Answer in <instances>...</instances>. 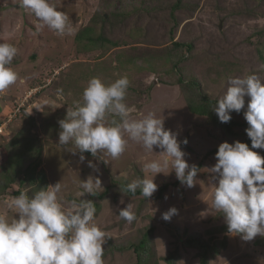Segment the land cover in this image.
<instances>
[{"label": "rangeland", "instance_id": "1", "mask_svg": "<svg viewBox=\"0 0 264 264\" xmlns=\"http://www.w3.org/2000/svg\"><path fill=\"white\" fill-rule=\"evenodd\" d=\"M175 2L53 0L74 30V35L60 37L47 27L38 31L35 16L20 0H0V43L18 49L10 67L19 74L17 83L0 93V215L13 218L6 201L16 197V191L29 196L37 192L22 182L26 168L36 163L35 175L42 172L47 186L61 182L66 200L87 199L98 206L95 222L106 233L104 264H136L133 246L149 228L148 264H165L161 259L173 251L178 264H199L200 251L185 244L190 238L219 249L208 264H264V237L245 241L242 234L229 233L223 215L211 207L215 185L208 169L217 161L216 153H207L223 142L240 140L243 127H234L236 135L230 136L222 125L192 114L187 107L190 92L177 83L179 77L184 85L195 81L203 95L217 101L226 91L227 77L255 73L264 80V0H181L174 27L169 15ZM88 27L94 39L106 41L77 40ZM174 42L191 48L174 50ZM122 76L130 80L126 103L136 109L134 115L154 112L165 129L178 134L188 164H200L193 187L181 183L169 168L154 177L158 188L177 182L160 200L151 198L157 191L147 199L128 196L119 185L151 179L153 174L144 173L143 165L163 159L161 149L148 152L129 141L120 158L105 156V163L102 154L93 157L89 152L81 162L78 151L73 155L59 145L58 121L75 101L82 102L88 81L99 77L107 84ZM231 116L247 123L243 115ZM252 150L264 156V149ZM18 151L23 156L10 167L8 159H16ZM90 175L101 180L103 190L98 193L106 192L102 199L77 195L82 191L77 181ZM129 203L137 217L132 223L118 216ZM173 207L177 214L164 220L162 214Z\"/></svg>", "mask_w": 264, "mask_h": 264}, {"label": "clouds", "instance_id": "2", "mask_svg": "<svg viewBox=\"0 0 264 264\" xmlns=\"http://www.w3.org/2000/svg\"><path fill=\"white\" fill-rule=\"evenodd\" d=\"M20 6L33 14L37 30L47 27L60 37L74 35L69 16L57 10L53 0H20ZM18 49L10 43H0V93L19 80V74L10 65ZM130 80L122 76L105 83L99 77L88 81L82 102L75 101L67 108L66 117L58 121L59 145L73 155L77 151L83 162L85 152L113 160L127 150L129 141L142 145L148 152L161 149L164 158L143 165L144 173L152 178H138L127 184L128 192L137 189L146 199L157 190L154 177L165 170H174L177 179L191 188L196 183L198 168L189 165L181 148L178 134L164 127V120L154 112L138 114L126 103ZM243 115L248 124L245 129L251 141L223 142L216 152V163L208 171L215 185L211 207L223 215L231 234H242L251 241L264 237V156L252 149H264V80L255 73L243 77H227L226 91L217 100L213 110L221 123L231 121L232 112ZM39 110V109H38ZM183 143H187L185 140ZM89 167L95 165L89 161ZM168 171L167 174L170 172ZM82 191L77 195L95 196L103 190L99 177L79 179ZM61 182L41 188L31 197L21 192L6 201L15 215L9 219L0 215V264H104L106 233L95 222L96 207L92 200L68 201ZM178 210L170 208L162 214L170 220ZM118 216L128 223L136 220L129 203Z\"/></svg>", "mask_w": 264, "mask_h": 264}, {"label": "trees", "instance_id": "3", "mask_svg": "<svg viewBox=\"0 0 264 264\" xmlns=\"http://www.w3.org/2000/svg\"><path fill=\"white\" fill-rule=\"evenodd\" d=\"M180 4H181V0H176V2L172 6H170L169 16L171 17L172 22L174 23L173 24L174 27L177 23L175 22L174 12L178 10V8L180 7ZM252 15H255L254 11ZM102 19L104 20L103 16H102ZM90 32H92L91 27L85 28L80 34L77 35V40L88 41L89 44H93L94 41H101V42L106 41V39H102L100 36L97 39L96 38L94 39L92 35L90 34ZM180 47H183V50H190L191 48L189 43L174 42L173 44L174 50ZM177 83L181 86L182 89L185 88L187 91L190 92L189 95H191V97H188L189 95L187 96V107L192 114H197L199 116H205L209 118L210 120H213L216 124L222 125L225 133L230 136L236 135L235 132L233 131L234 127L236 126H238L239 128L243 127L240 133L241 139L240 140L233 139L229 143L231 144V143H234L235 141H240L243 143H247L249 147L251 148L250 138L247 136L246 131H245V129L249 127L247 123L244 125L243 123L239 121H233V120H231L228 123H221L216 113L213 110L217 101L210 100L207 96L203 95L197 87V82L191 81V83L189 82V85H184L183 80L179 77L177 79ZM245 110L246 109H242L240 113H236V112H232V113L243 115ZM13 144L14 142H12V145ZM217 151L218 150L209 151L207 155H210L211 153L215 154ZM15 153L17 154L16 159L14 160L10 158L8 159L11 165L10 167H12V164L14 161H16L19 157L23 156V154L19 151ZM199 165L197 166V168L199 167ZM36 167H37V164L35 163V165H29L26 168L22 182L28 183L30 186L34 187L33 188L34 190L38 191L41 188H45L47 186V183H46L45 177L43 176L42 172L40 174L35 175ZM18 172H20V169L18 170ZM176 183L177 182L163 184L162 186H160V188H158L156 194L153 195L151 198L155 200H160L162 198L163 193L168 189V187L174 186L176 185ZM126 186H127V183H121L119 185V188L124 193H126L128 196H142L139 189H137V192L135 194H132L127 191ZM105 193L106 192H102L101 194L97 193L95 196H92V197L102 199L105 196ZM20 194H21V190H18L14 193V195L16 196H19ZM143 198L145 199V197ZM95 207L97 210L98 206L96 204H95ZM152 231H153L152 228H149L147 231H145V233L142 235V238L137 242V244L133 246V250L137 257L136 264H148L149 263V257L152 253V249L150 245L151 243L150 235ZM197 239H200V238H197ZM185 244L191 248L197 247L198 251H200L199 257L197 258L199 264H208V260L217 256V254L219 253V249L215 245L205 243L204 241L195 240V239L190 238L187 242H185ZM176 257H177V251H173L169 253L166 257L162 258L161 260L165 264H178Z\"/></svg>", "mask_w": 264, "mask_h": 264}, {"label": "built area", "instance_id": "4", "mask_svg": "<svg viewBox=\"0 0 264 264\" xmlns=\"http://www.w3.org/2000/svg\"><path fill=\"white\" fill-rule=\"evenodd\" d=\"M10 122H11V120L8 123H10ZM2 130H3V127H2V125H0V133H2Z\"/></svg>", "mask_w": 264, "mask_h": 264}]
</instances>
